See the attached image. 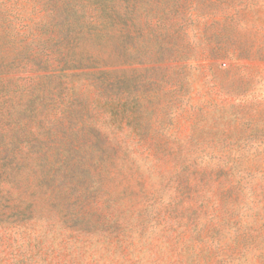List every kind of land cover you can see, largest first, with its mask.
Instances as JSON below:
<instances>
[{"label":"rangeland","instance_id":"rangeland-1","mask_svg":"<svg viewBox=\"0 0 264 264\" xmlns=\"http://www.w3.org/2000/svg\"><path fill=\"white\" fill-rule=\"evenodd\" d=\"M0 264H264V0H0Z\"/></svg>","mask_w":264,"mask_h":264}]
</instances>
